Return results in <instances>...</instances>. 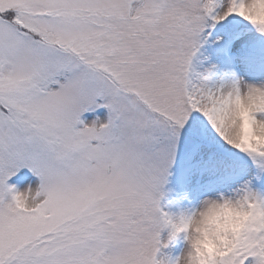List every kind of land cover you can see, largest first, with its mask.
<instances>
[{"label": "snow or ice", "instance_id": "snow-or-ice-1", "mask_svg": "<svg viewBox=\"0 0 264 264\" xmlns=\"http://www.w3.org/2000/svg\"><path fill=\"white\" fill-rule=\"evenodd\" d=\"M202 205L264 264V0H0V264H178Z\"/></svg>", "mask_w": 264, "mask_h": 264}, {"label": "clouds", "instance_id": "clouds-1", "mask_svg": "<svg viewBox=\"0 0 264 264\" xmlns=\"http://www.w3.org/2000/svg\"><path fill=\"white\" fill-rule=\"evenodd\" d=\"M205 211L202 205L197 210L191 230L185 236L186 246L176 258L178 264H210L216 255L232 243L231 236L242 228L249 214L235 206L218 209L201 215Z\"/></svg>", "mask_w": 264, "mask_h": 264}, {"label": "rangeland", "instance_id": "rangeland-1", "mask_svg": "<svg viewBox=\"0 0 264 264\" xmlns=\"http://www.w3.org/2000/svg\"><path fill=\"white\" fill-rule=\"evenodd\" d=\"M215 58L222 64L227 63L228 55L224 52L216 54ZM103 110L101 115H103ZM88 120L93 117L91 114H85ZM192 184L187 182L184 174L183 163L177 164L173 174L169 177L168 183L164 187L165 195L161 200L162 207L172 214L179 215L181 211L192 207L193 192ZM170 229L164 228L161 233L162 241H167L166 246L161 248L158 256L164 259L175 260L184 250L186 246L185 234L181 233L177 237L169 240Z\"/></svg>", "mask_w": 264, "mask_h": 264}]
</instances>
